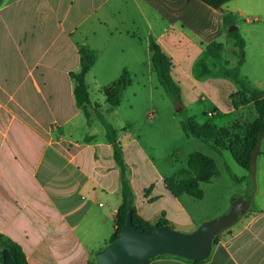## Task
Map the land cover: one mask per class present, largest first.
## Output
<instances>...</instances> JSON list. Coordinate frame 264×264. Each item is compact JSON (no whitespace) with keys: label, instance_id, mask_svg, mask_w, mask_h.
I'll list each match as a JSON object with an SVG mask.
<instances>
[{"label":"crops","instance_id":"crops-1","mask_svg":"<svg viewBox=\"0 0 264 264\" xmlns=\"http://www.w3.org/2000/svg\"><path fill=\"white\" fill-rule=\"evenodd\" d=\"M229 30L244 40L241 64ZM150 39L170 58L171 76L181 86L189 81L185 67H205L206 75L207 67H217L216 81L236 83L235 77L264 95V68H257L264 67V0H228L218 9L200 0L1 2L0 235L20 246L27 264H90L107 245L122 204L121 169L107 141L67 142L82 113L69 73L79 70L80 48L97 55L93 68L152 67ZM211 43L222 45L216 56L206 51ZM227 47L237 61L234 70L228 68ZM242 67H256L253 78L241 75ZM90 106L91 100L88 112ZM124 138L116 133L138 216L151 225L165 219L184 232L208 221L188 212L183 196H192L168 190L166 180L175 177L160 180L163 188L151 198L152 186L143 190L136 202L125 170L126 158L134 160L140 149ZM254 175L248 211L197 264H264V161L254 159ZM237 197L246 199L243 193ZM163 200L167 208L149 207ZM147 264L195 263L164 255Z\"/></svg>","mask_w":264,"mask_h":264},{"label":"rangeland","instance_id":"rangeland-1","mask_svg":"<svg viewBox=\"0 0 264 264\" xmlns=\"http://www.w3.org/2000/svg\"><path fill=\"white\" fill-rule=\"evenodd\" d=\"M229 47L225 53L232 61V67L228 68L234 70L237 61L231 57ZM122 68L99 66L91 70L87 76L90 116L86 118L83 112L79 114L73 121L76 124L73 135L66 137L67 142L84 144L85 138H88L93 143H105L102 118L119 137L125 135L124 142H134L140 154L134 160L126 158L125 172L132 182L136 202L143 199L142 191L147 193L151 186L147 198L160 191L163 188L162 179L176 177L185 181L193 177L187 167L191 154L199 153L215 161L217 175L209 183L201 184L203 198L197 200L183 196L189 203L188 212L192 216H206L208 221L227 213L237 194L243 193L246 197L247 190L253 187L255 191V175L250 177L234 162L227 150L229 138H221L216 150L211 139L187 137L181 129V123L191 117L200 125L210 123L218 129H228L230 138L240 136L242 128L257 117L252 103L240 105L238 99L232 97L241 90L242 84L216 81L217 67H207L210 70L207 75L202 73V67H185L189 81H180L181 101L177 103L164 92L152 67H131L128 72L130 84L120 94L119 105L112 107L106 101L103 88L116 82ZM255 68L242 67L240 74L253 78ZM95 77L98 81H94ZM175 79L176 82L180 80ZM259 145L260 153L255 158L258 163L264 161V136ZM161 206L167 208V201L152 202L149 207L156 209Z\"/></svg>","mask_w":264,"mask_h":264},{"label":"trees","instance_id":"trees-1","mask_svg":"<svg viewBox=\"0 0 264 264\" xmlns=\"http://www.w3.org/2000/svg\"><path fill=\"white\" fill-rule=\"evenodd\" d=\"M2 1L3 0H0V4ZM200 1L214 9H218L228 0H217L216 2L213 0ZM228 36L234 41V46L238 50L237 56L239 59V64H241L245 56L244 40L236 30L229 33ZM221 49L222 45L219 43H211L206 46V51L211 56H216L221 51ZM149 51L152 69L157 81L168 96H170L175 102L180 103L181 89L179 84L174 81L171 76L172 64L170 58L161 50L158 44L151 39L149 41ZM79 58L78 72L69 73V77L74 82L73 96L76 107L83 112L86 118H89L87 107L90 105V95L85 82V76L92 70L96 62L97 55L85 48H80ZM202 73H206L205 67H202ZM233 78L236 83L242 84L235 77ZM129 84L130 79L128 72L124 70L116 82L103 88L106 101L110 106L114 107L119 105L120 94L126 90ZM232 97H236L240 105L252 103L257 115V117L251 123L246 124L242 128L240 136L230 138L228 129H218L216 126L210 123H204L200 125L194 120V118L191 117L181 123V129L187 137H194L201 140L211 139L213 141L212 146L216 150L218 149L216 145L221 138H229L227 142L228 152L231 154L234 161L244 170H246L251 177L253 169L251 164L252 156L254 151H256L258 148L260 140L264 136V95L263 93L242 84L241 90L232 95ZM101 120L105 128L106 141L112 146L115 162L121 169L122 181V204L115 218V229L107 244L111 243L117 237L120 230L124 226L127 210L130 207L133 209L132 223L134 227L140 231H152L161 225H169L165 219H160L155 225H151L138 216L136 208L133 205L131 189L124 176L123 162L121 159V147L116 140V131L103 118ZM187 167L193 177L185 181L177 180L176 177L167 179L166 187L175 196L188 194L194 198L200 199L202 197V191L199 189V183H207L217 175L216 164L213 160L207 159L202 154L193 153L189 156ZM252 192L253 187L249 190L246 198L250 196ZM228 230L229 228L221 232L219 236L215 238L214 244L217 242L220 235ZM2 249H7L17 264H27L24 253L20 246L0 235V252ZM191 262L195 264L200 263L197 261ZM90 264H96L95 258L92 259Z\"/></svg>","mask_w":264,"mask_h":264},{"label":"water","instance_id":"water-1","mask_svg":"<svg viewBox=\"0 0 264 264\" xmlns=\"http://www.w3.org/2000/svg\"><path fill=\"white\" fill-rule=\"evenodd\" d=\"M232 30H229L231 32ZM254 151L251 164L254 174ZM251 196L232 201L224 215L201 224L193 232L177 231L164 224L152 231H140L132 223L133 209L127 210L125 224L117 237L94 255L96 264H147L171 255L188 261L206 260L219 234L232 227L249 209ZM1 264H17L7 249L0 252Z\"/></svg>","mask_w":264,"mask_h":264},{"label":"built area","instance_id":"built-area-1","mask_svg":"<svg viewBox=\"0 0 264 264\" xmlns=\"http://www.w3.org/2000/svg\"><path fill=\"white\" fill-rule=\"evenodd\" d=\"M209 115L211 116V114L209 113Z\"/></svg>","mask_w":264,"mask_h":264}]
</instances>
